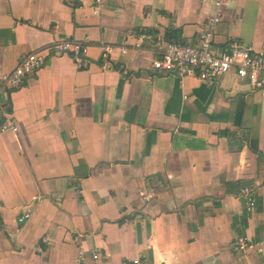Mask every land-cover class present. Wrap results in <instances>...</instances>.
<instances>
[{
  "label": "crops",
  "instance_id": "0c3cea01",
  "mask_svg": "<svg viewBox=\"0 0 264 264\" xmlns=\"http://www.w3.org/2000/svg\"><path fill=\"white\" fill-rule=\"evenodd\" d=\"M216 1L0 0V76L54 42L88 46L82 67L50 53L1 94L17 131L0 132V264H264V89L151 67L155 40L194 41ZM221 13L219 51L264 54V0Z\"/></svg>",
  "mask_w": 264,
  "mask_h": 264
},
{
  "label": "built area",
  "instance_id": "2783aa9c",
  "mask_svg": "<svg viewBox=\"0 0 264 264\" xmlns=\"http://www.w3.org/2000/svg\"><path fill=\"white\" fill-rule=\"evenodd\" d=\"M97 13L100 0H95ZM223 0L215 2V12L203 24L198 37L190 43L166 42L156 39L153 43L155 56L152 59L153 70L163 74L176 75L180 78L195 77L200 81L215 83L224 75L233 73L239 81L247 83L255 90L264 89V54L254 51L252 47L240 44L236 39L227 40L224 49L214 46V31L216 25L222 20L221 7ZM87 44L72 39L57 41L24 55L15 68L0 76V99L4 91L18 89L27 78L33 76L44 64L45 57L50 54L67 55L72 58L77 67L87 53ZM109 47L101 45V58L103 61L109 57ZM125 53V50H122ZM17 131L13 121H4L0 124V132ZM252 191L245 188L243 193L244 205L248 211L255 209V200ZM30 215L29 211L21 213L17 222L23 223ZM231 248L238 253H262V245L254 244L246 237L236 238ZM96 254H93L95 257ZM134 264H141L137 258Z\"/></svg>",
  "mask_w": 264,
  "mask_h": 264
},
{
  "label": "trees",
  "instance_id": "16d2710c",
  "mask_svg": "<svg viewBox=\"0 0 264 264\" xmlns=\"http://www.w3.org/2000/svg\"><path fill=\"white\" fill-rule=\"evenodd\" d=\"M177 30L175 31H170V32H167L166 34L168 35L167 38L169 40V42H176L177 43Z\"/></svg>",
  "mask_w": 264,
  "mask_h": 264
}]
</instances>
